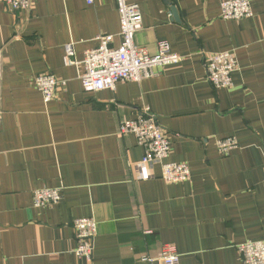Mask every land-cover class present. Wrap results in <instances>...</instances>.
Segmentation results:
<instances>
[{
	"label": "crops",
	"instance_id": "crops-1",
	"mask_svg": "<svg viewBox=\"0 0 264 264\" xmlns=\"http://www.w3.org/2000/svg\"><path fill=\"white\" fill-rule=\"evenodd\" d=\"M128 1L143 16L136 45L155 55L167 43L182 62L92 93L66 47L77 63L99 37L118 48L116 0H33L20 12L0 3V264H163L165 245L180 264H242L237 247L264 241V0L240 22L220 18L225 0ZM228 51L239 70L217 91L205 57ZM45 74L66 82L50 103L32 84ZM143 110L169 133L167 162L189 165V182L165 183L160 165L138 179L144 151L117 132ZM228 137L239 148L224 157L216 144ZM40 189H60L61 203L36 209ZM82 218L98 222L92 262L74 253Z\"/></svg>",
	"mask_w": 264,
	"mask_h": 264
},
{
	"label": "built area",
	"instance_id": "built-area-1",
	"mask_svg": "<svg viewBox=\"0 0 264 264\" xmlns=\"http://www.w3.org/2000/svg\"><path fill=\"white\" fill-rule=\"evenodd\" d=\"M120 17V46L113 47L114 37H99V46L87 51L81 63L74 60L72 45L66 47L65 63L82 68L80 81L86 92L115 90L119 83L142 81L157 77L159 70H166L181 64L182 57L174 54L167 43H160L155 55L135 43L136 35L143 29V16L140 6L128 0H116ZM12 12L30 11L33 0H0ZM89 4L93 0H88ZM222 20L240 22L254 17L250 0H225L221 4ZM207 79L211 86L219 91L234 86L233 74L239 70V60L233 52L213 53L205 57ZM32 84L41 93L44 101L55 99L58 89L66 85L52 74L36 77ZM2 114H0V121ZM120 137L133 135L144 155L137 169L140 181H149L155 176L153 169L160 165L162 180L167 184L187 183L191 179V169L187 164L167 162L171 155L169 133L159 124L157 117L143 110L136 120H124L119 124ZM218 152L228 157L237 150L239 144L234 137L217 141ZM60 189H40L33 193L32 203L36 209L54 207L62 201ZM78 241L75 255L92 262L95 253V241L98 235V222L94 218H82L73 222ZM242 264H264V241H247L237 247ZM154 259L143 256L141 261L152 263ZM163 264H180V255L175 245H165L159 258Z\"/></svg>",
	"mask_w": 264,
	"mask_h": 264
},
{
	"label": "water",
	"instance_id": "water-1",
	"mask_svg": "<svg viewBox=\"0 0 264 264\" xmlns=\"http://www.w3.org/2000/svg\"><path fill=\"white\" fill-rule=\"evenodd\" d=\"M174 16H175V18H176V20H177V14L175 13V11H174Z\"/></svg>",
	"mask_w": 264,
	"mask_h": 264
}]
</instances>
